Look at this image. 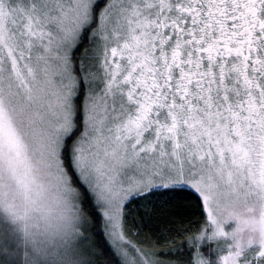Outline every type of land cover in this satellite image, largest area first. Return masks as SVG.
I'll list each match as a JSON object with an SVG mask.
<instances>
[{
	"label": "snow or ice",
	"instance_id": "1",
	"mask_svg": "<svg viewBox=\"0 0 264 264\" xmlns=\"http://www.w3.org/2000/svg\"><path fill=\"white\" fill-rule=\"evenodd\" d=\"M68 199L77 264H264L220 224L264 201V0H0V205Z\"/></svg>",
	"mask_w": 264,
	"mask_h": 264
},
{
	"label": "clouds",
	"instance_id": "2",
	"mask_svg": "<svg viewBox=\"0 0 264 264\" xmlns=\"http://www.w3.org/2000/svg\"><path fill=\"white\" fill-rule=\"evenodd\" d=\"M77 207L71 199L50 205L20 204L13 215L0 205L18 234L22 264H77L81 231ZM230 220L235 221V227L228 235L235 243L264 244V201L248 209L246 215L222 217L221 227ZM214 233L215 228L209 236L214 237Z\"/></svg>",
	"mask_w": 264,
	"mask_h": 264
},
{
	"label": "rangeland",
	"instance_id": "3",
	"mask_svg": "<svg viewBox=\"0 0 264 264\" xmlns=\"http://www.w3.org/2000/svg\"><path fill=\"white\" fill-rule=\"evenodd\" d=\"M0 259L7 261L9 264H22L21 257V249L18 245V234L15 231V226L12 224L10 219L8 218L7 213L3 210H0ZM225 232L231 231L235 227V221L230 220L223 225ZM211 228L206 229L207 232H211ZM10 239V245L6 246V240ZM231 241L227 239H208L206 236L203 237L200 241V251L202 252V248L207 245H212V255H204L208 259V264H217V260L219 255L222 254V251L226 250L227 244H230ZM259 248L258 244H253L249 246V249L246 250L245 255L249 252H253ZM5 250L14 252L13 254L9 252H5ZM12 255H16V257L10 258ZM264 261V257L261 258Z\"/></svg>",
	"mask_w": 264,
	"mask_h": 264
},
{
	"label": "trees",
	"instance_id": "4",
	"mask_svg": "<svg viewBox=\"0 0 264 264\" xmlns=\"http://www.w3.org/2000/svg\"><path fill=\"white\" fill-rule=\"evenodd\" d=\"M194 196H188L184 202L183 208L180 210L175 209H158L157 215L159 216V223L157 225V232L159 233L158 236L154 238H158L163 242V233H160V229H163L165 226H168L172 229L173 235L176 234V230L179 229L181 226H187L190 228H195L198 226L199 222L203 219V209H202V203L201 207L197 208L194 205ZM133 208V211H135V206H131ZM0 223H2V220H0ZM180 236H177V241H179ZM11 240L8 239L5 242V245H10ZM5 252H9L13 254L14 252L5 250ZM202 252L204 255H212V253H215L212 251V245H207L202 248ZM15 254V253H14ZM16 257V255H12L10 258ZM0 264H9L7 261H4L3 259H0Z\"/></svg>",
	"mask_w": 264,
	"mask_h": 264
}]
</instances>
